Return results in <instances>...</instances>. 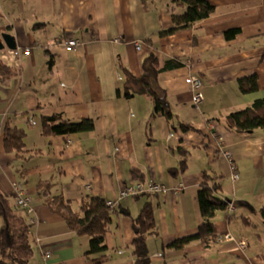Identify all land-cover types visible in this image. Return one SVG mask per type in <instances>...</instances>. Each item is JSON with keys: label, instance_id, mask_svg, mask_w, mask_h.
<instances>
[{"label": "crops", "instance_id": "obj_1", "mask_svg": "<svg viewBox=\"0 0 264 264\" xmlns=\"http://www.w3.org/2000/svg\"><path fill=\"white\" fill-rule=\"evenodd\" d=\"M168 1L0 0V33L10 32L18 46L32 48L13 63L17 75L0 79V190L16 204L14 181L24 180L33 196L34 209L27 216L35 238L41 237L35 240V264H93L82 238L38 194L39 180L49 178L68 198H115L126 184L153 179L167 186L162 193L120 200L113 209L107 234L113 264H137L133 218L149 200L157 220V232L148 235L152 264H264V129L244 132L227 123L230 112L264 97V0H211L214 14L164 36L161 30L174 24ZM38 22L43 24L35 26ZM229 28L241 31L228 39L224 31ZM62 36H76L80 44L70 50L59 40ZM136 40L143 41L142 49ZM152 53L162 65L181 62L164 68L158 81L172 105L171 120L152 115L155 102L146 94H126L123 64L139 76ZM192 73L202 80L200 103L190 91ZM252 73L259 76V88L244 92L239 78ZM55 112L71 120L92 118L95 126L69 135L44 134L39 115ZM178 119L200 131L183 129ZM7 126L26 129V155L32 156L6 150ZM220 145L233 151L239 178L232 177L233 165ZM180 148L189 150L188 168L177 172ZM206 168L223 173L217 193L236 208L217 212L213 249L199 241L167 247L196 232L202 222L198 189ZM3 221L0 214V228ZM228 232L236 238L218 239ZM42 246L53 249L47 262Z\"/></svg>", "mask_w": 264, "mask_h": 264}, {"label": "trees", "instance_id": "obj_2", "mask_svg": "<svg viewBox=\"0 0 264 264\" xmlns=\"http://www.w3.org/2000/svg\"><path fill=\"white\" fill-rule=\"evenodd\" d=\"M168 10L174 17V24L161 30L162 35H170L177 31L191 27L202 19L216 12V5L211 0H169ZM185 9H181L182 7ZM148 7V4L146 5ZM43 23H36L40 26ZM240 28H229L224 31L228 39L235 38ZM65 37V36H62ZM181 62L167 60L162 65L160 57L156 53L150 54L143 63V73L139 76L123 64V70L127 81L126 94L136 90L146 94L155 102L152 115L162 114L169 120L173 119L174 112L167 97L158 87L161 71L164 68L180 64ZM18 74V67L0 58V79H8ZM240 88L244 92H254L259 88V76L257 73L243 75L239 78ZM176 118V115H175ZM40 127L44 134L69 135L74 132L88 131L94 128L92 118L71 120L61 112L39 115ZM228 126L239 131H250L255 128L264 129V97L256 98L250 105L227 115ZM177 124L185 130L196 128L192 123L179 120ZM26 134L24 128L7 126L5 147L7 151L16 152L21 156L29 151L26 147ZM182 150L183 159L176 171H185L188 168L187 148ZM26 171L22 172L26 176ZM223 173H218L206 168L203 179L198 189V198L202 212V222L194 233L183 235L166 243V246L184 248L188 244L199 241L206 250L213 249L217 242L218 226L216 214L219 210L227 209L230 201L221 197L217 192L222 186ZM56 182L49 179H41L37 184V192L49 206L66 220L68 226L75 231L85 244L87 261L93 264H113L109 259V246L107 234L111 229L113 210L107 203V199L100 195L86 194L80 198H68L62 191L55 190ZM155 206L152 200L147 201L140 213L133 218L135 236L133 240L134 254L137 264H152V258L148 249V235L157 232V220ZM28 212L17 202L14 204L9 195L0 190V214L3 216V224L0 228V264H33L35 255V238ZM264 214V207H262ZM87 240V241H86ZM86 241V242H85ZM44 258V257H43ZM45 260V259H44ZM49 260V258H48ZM47 262V260H45Z\"/></svg>", "mask_w": 264, "mask_h": 264}, {"label": "built area", "instance_id": "obj_3", "mask_svg": "<svg viewBox=\"0 0 264 264\" xmlns=\"http://www.w3.org/2000/svg\"><path fill=\"white\" fill-rule=\"evenodd\" d=\"M68 49H76L77 46L80 44L79 38L76 36H65L61 37L59 39ZM135 45L137 49H142L143 47V41L141 40H136ZM2 52V58L7 61L8 63H15L19 64L22 61V55L23 53L31 54L32 53V48L29 46H18L16 48L10 49L9 51H4L3 49L1 50ZM187 64L189 66H193V60L192 58H188ZM188 83L190 85V91L192 92L193 99L196 103H200L204 100V93L202 91V80L201 77L197 73H192L190 77L188 78ZM32 122L36 123L35 118H32ZM220 149L222 153L225 155V157L232 163L233 165V172H232V177L234 179L239 178V172L237 171L234 161H235V155L233 151L229 148H227L224 145H220ZM88 187L91 186V184H87ZM14 188L16 191V196H17V203L24 209H26L29 212H32L34 207H33V196L28 193L27 188L25 186L24 180H16L14 181ZM167 190V186L159 182L156 179H153L149 183H144V182H136V183H130L126 184L125 186L122 187L119 196L115 198H110L107 199V203L112 207L115 208L120 200L126 199L130 196L142 194L145 192H152V193H162ZM230 208H236L233 204L230 205ZM35 220V219H34ZM236 237L228 232L223 236H219V240L223 239H235ZM37 240L41 242V237L37 236ZM240 245L242 247H246L247 241L245 239L238 240ZM42 252H43V257L45 260H48L53 254V249L42 246Z\"/></svg>", "mask_w": 264, "mask_h": 264}, {"label": "water", "instance_id": "obj_4", "mask_svg": "<svg viewBox=\"0 0 264 264\" xmlns=\"http://www.w3.org/2000/svg\"><path fill=\"white\" fill-rule=\"evenodd\" d=\"M6 46L11 49L18 47L16 36L7 31L0 35V50L4 49Z\"/></svg>", "mask_w": 264, "mask_h": 264}, {"label": "rangeland", "instance_id": "obj_5", "mask_svg": "<svg viewBox=\"0 0 264 264\" xmlns=\"http://www.w3.org/2000/svg\"><path fill=\"white\" fill-rule=\"evenodd\" d=\"M0 35H1V33H0ZM32 230H34V229H32ZM34 246H35V244H34ZM36 247V246H35ZM36 250V253H35V255L32 257V263L33 264H35V262H38V260H39V257H38V252H37V248L35 249ZM39 264H44L43 262H41V263H39Z\"/></svg>", "mask_w": 264, "mask_h": 264}, {"label": "clouds", "instance_id": "obj_6", "mask_svg": "<svg viewBox=\"0 0 264 264\" xmlns=\"http://www.w3.org/2000/svg\"><path fill=\"white\" fill-rule=\"evenodd\" d=\"M11 49V48H10ZM1 51V50H0ZM231 163V162H230ZM232 164V163H231ZM237 169V168H236ZM238 171V170H237ZM233 172V171H232ZM240 174V173H239ZM239 177H240V175H239ZM232 203H230V205H231ZM230 205H229V207H230ZM112 208V207H111ZM116 208V207H115ZM115 208H112V210L113 209H115Z\"/></svg>", "mask_w": 264, "mask_h": 264}]
</instances>
